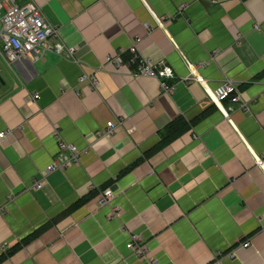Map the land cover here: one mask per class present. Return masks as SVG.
<instances>
[{
    "label": "crops",
    "instance_id": "1",
    "mask_svg": "<svg viewBox=\"0 0 264 264\" xmlns=\"http://www.w3.org/2000/svg\"><path fill=\"white\" fill-rule=\"evenodd\" d=\"M30 1L73 54L8 63L0 51V264H210L232 247L222 264H264V0ZM152 14L165 24L147 29ZM135 38L172 67V93L104 63L125 61ZM188 62L204 64L208 90L181 81ZM96 71L98 88L78 83ZM226 79L248 101H223L229 118L210 100ZM109 120L114 133L98 135ZM55 130L82 152L33 189ZM130 233L144 254L126 247Z\"/></svg>",
    "mask_w": 264,
    "mask_h": 264
},
{
    "label": "built area",
    "instance_id": "2",
    "mask_svg": "<svg viewBox=\"0 0 264 264\" xmlns=\"http://www.w3.org/2000/svg\"><path fill=\"white\" fill-rule=\"evenodd\" d=\"M154 24L145 23L147 29L151 27H160L165 24L164 20L155 14H152ZM58 28L51 23L45 21L40 7L33 1L27 0L17 3L16 0H0V51L8 63L14 62L21 58H26L31 61L41 60L46 52L54 51L57 53L70 56L73 54V48H68L59 41ZM139 38L132 40L128 47V57L125 61L121 58V51L105 56L104 63H110L115 67H128L129 71L134 75L152 77L158 81L159 88L164 93H172L175 89L176 80L168 83L169 79H174V72L170 65L164 61L154 62L151 59L142 56L137 49ZM204 64L187 63L188 73L181 77V81L185 83L196 82L204 89L208 90L207 80L199 72V68ZM103 66L100 65V67ZM79 84H88L94 88L100 85L98 71L93 73H82L78 79ZM180 81V80H178ZM238 83L232 79H226L220 89L214 93L211 101L222 112L224 117L229 118V113L222 102L226 99H231L234 102L239 101V107L244 111L247 110V100L237 88ZM120 120H109L104 128L98 131V135H111L118 127ZM9 131L0 132V145L7 137ZM54 136L57 138L58 152L54 159L40 171L37 178H33L31 188L39 189L42 186L47 175L55 170L63 169L67 165L76 163L79 159L80 149L74 144L67 143L58 135V131H54ZM114 198V192L110 187L104 188L97 197L98 205L110 204ZM260 229L264 231V224H260ZM140 236L134 233L129 234V240L126 242V247L137 255L144 254L146 248L141 244ZM238 245L249 246V240H242ZM7 247L4 246V249ZM234 257L235 250L232 247L230 250L221 253L217 251L214 254L213 261L210 264H222V258ZM154 262V260H152Z\"/></svg>",
    "mask_w": 264,
    "mask_h": 264
},
{
    "label": "trees",
    "instance_id": "3",
    "mask_svg": "<svg viewBox=\"0 0 264 264\" xmlns=\"http://www.w3.org/2000/svg\"><path fill=\"white\" fill-rule=\"evenodd\" d=\"M184 129V126L180 123V121H174L173 123H171L170 125H168L167 127V134L164 135V137H162L157 145V147H161L164 144H166L167 142H169L171 140V138L176 135H178L182 130ZM34 235H31L30 237H32Z\"/></svg>",
    "mask_w": 264,
    "mask_h": 264
}]
</instances>
